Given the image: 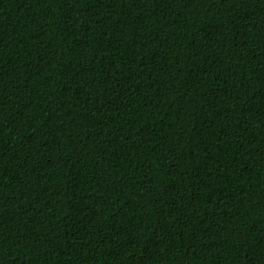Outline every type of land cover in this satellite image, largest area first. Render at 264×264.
I'll list each match as a JSON object with an SVG mask.
<instances>
[{"label":"trees","instance_id":"obj_1","mask_svg":"<svg viewBox=\"0 0 264 264\" xmlns=\"http://www.w3.org/2000/svg\"><path fill=\"white\" fill-rule=\"evenodd\" d=\"M0 264H264V0H0Z\"/></svg>","mask_w":264,"mask_h":264}]
</instances>
